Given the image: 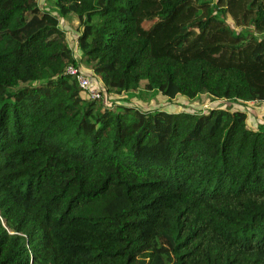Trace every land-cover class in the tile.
<instances>
[{
	"label": "trees",
	"instance_id": "obj_1",
	"mask_svg": "<svg viewBox=\"0 0 264 264\" xmlns=\"http://www.w3.org/2000/svg\"><path fill=\"white\" fill-rule=\"evenodd\" d=\"M49 2L0 0V264H264V124L233 106L264 102V0ZM82 66L227 106L111 109Z\"/></svg>",
	"mask_w": 264,
	"mask_h": 264
},
{
	"label": "rangeland",
	"instance_id": "obj_2",
	"mask_svg": "<svg viewBox=\"0 0 264 264\" xmlns=\"http://www.w3.org/2000/svg\"><path fill=\"white\" fill-rule=\"evenodd\" d=\"M47 3L48 0H39L40 7L43 8V10L58 16L56 10H50L49 4H51V2H49L48 5ZM230 18L228 17V21L230 24H233ZM150 24L151 23H146L145 26L148 27ZM60 27L66 32L69 45L74 52H77L76 57H78L79 52L76 50V39L79 35L80 26L77 18L74 16L60 18ZM80 70L84 75L91 78L97 89H102V97L99 102L102 101L104 105L106 104L111 109L119 105H125L143 112L162 110L170 113L190 112L193 114H202L212 108H225L227 106V103L224 101H211L207 97L194 100L177 97L173 100H168L162 95L155 93V91L152 92L154 94L153 96L144 95L145 97L140 96V94H138L139 91L122 95L106 94L99 78L92 77L91 72L84 66H82ZM233 106L236 110H242L247 113V124L249 127L256 128L258 125L264 124V103L251 102L244 104L235 102Z\"/></svg>",
	"mask_w": 264,
	"mask_h": 264
},
{
	"label": "built area",
	"instance_id": "obj_3",
	"mask_svg": "<svg viewBox=\"0 0 264 264\" xmlns=\"http://www.w3.org/2000/svg\"><path fill=\"white\" fill-rule=\"evenodd\" d=\"M67 73L77 78L79 87L87 93L89 99L91 100L100 99V91L99 89L96 88L91 78L87 77L86 75H84L82 72H80L74 67H68ZM253 103H257V102H253Z\"/></svg>",
	"mask_w": 264,
	"mask_h": 264
}]
</instances>
